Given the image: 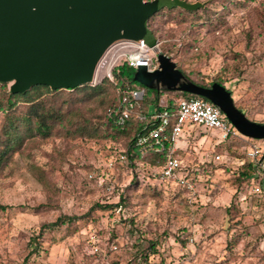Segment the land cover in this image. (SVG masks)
I'll use <instances>...</instances> for the list:
<instances>
[{
  "label": "rangeland",
  "instance_id": "rangeland-1",
  "mask_svg": "<svg viewBox=\"0 0 264 264\" xmlns=\"http://www.w3.org/2000/svg\"><path fill=\"white\" fill-rule=\"evenodd\" d=\"M184 1L208 17H157L159 51L197 84L221 78L234 103L264 123V0ZM184 128V165L167 181L153 179V165L120 161L126 146L109 139L26 142L0 172V264H264V188L254 192L261 175H240L247 147L264 150V140L240 134L218 144L211 129ZM110 203L119 206H96ZM64 214L80 219L39 230ZM150 240L156 251L144 259Z\"/></svg>",
  "mask_w": 264,
  "mask_h": 264
},
{
  "label": "water",
  "instance_id": "water-1",
  "mask_svg": "<svg viewBox=\"0 0 264 264\" xmlns=\"http://www.w3.org/2000/svg\"><path fill=\"white\" fill-rule=\"evenodd\" d=\"M193 9L184 0H0V84L10 93L32 86L52 90L90 84L105 50L118 40L157 39L148 26L160 9ZM157 66H138L131 79L148 88L188 92L217 105L239 134L264 140V123L249 119L218 83L203 86L189 80L161 51Z\"/></svg>",
  "mask_w": 264,
  "mask_h": 264
},
{
  "label": "trees",
  "instance_id": "trees-1",
  "mask_svg": "<svg viewBox=\"0 0 264 264\" xmlns=\"http://www.w3.org/2000/svg\"><path fill=\"white\" fill-rule=\"evenodd\" d=\"M200 11H204V14L208 17L207 12L209 9L206 7L196 6L193 9L179 6L164 7L149 18L148 26L153 34L157 36L158 29L156 22H154L157 17L174 12L182 20L188 17L195 19V16ZM131 71L132 67L123 63L114 70L112 80L105 78L94 85L83 84L74 88H59L55 90L46 85H35L25 93H10L6 84H0V113L2 115L0 121V172L8 164L13 154L20 150L26 142L49 138L109 139L126 146L124 153L128 155L132 165L139 161L159 169L164 162L166 150L165 148L160 151L141 149L137 145V136L148 130V127H146L147 121L140 120L139 116L142 114L150 116L155 110L163 111L165 109L175 113L181 100L190 98L207 99L188 92L156 90L145 87L131 79ZM213 82L224 85V81L221 78H215L207 86H210ZM127 88L143 90V97L139 101H134L131 98L134 102L132 108H129L128 103L123 101L124 91ZM227 90L232 95V91L229 88ZM162 100H165V104H161ZM109 107H112L111 111H108ZM237 108L242 112L244 111L249 119L254 120L244 109L239 106ZM123 110H128L129 114L125 118L124 123L120 125L118 121ZM171 124H173V118H171L170 126ZM225 142L222 141L218 144ZM183 165L182 162V166L178 170V176L179 172L182 171ZM242 166L244 170L240 175L246 179H252L258 166L252 160L246 163L243 162ZM194 167H196L194 168L196 170L198 164H195ZM31 169L38 180L44 178V175L38 173L42 171L41 169L35 168V166ZM189 173L190 170L185 175V178H187ZM152 177L153 179L158 178L156 174ZM257 177V184H260L261 178L260 176ZM154 189L157 191L162 190L158 186H154ZM96 206L105 210H113L119 204H96ZM6 207L0 204V209H5ZM78 219H80L79 216L64 214L52 222L40 225L39 230L55 229L61 226H65L68 229L76 224ZM38 237H40V233L30 238L29 245L32 253L37 251V245H39ZM156 244V242L151 240L148 242V246L143 250L144 259H146L148 252L156 251L154 250Z\"/></svg>",
  "mask_w": 264,
  "mask_h": 264
},
{
  "label": "built area",
  "instance_id": "built-area-1",
  "mask_svg": "<svg viewBox=\"0 0 264 264\" xmlns=\"http://www.w3.org/2000/svg\"><path fill=\"white\" fill-rule=\"evenodd\" d=\"M159 52V42L154 46L148 45L145 41L139 40H118L112 43L100 57L93 80L94 85L102 79H113L114 70L121 64H128L130 67L145 66L149 70L157 66L156 54ZM143 97V90L139 88H127L124 91L123 101L132 108L134 101ZM112 107L108 108L111 111ZM129 111L123 110L119 116V124H123L128 117ZM171 118L173 124L170 126ZM140 120L147 121L148 130L137 136L136 143L141 149H152L160 151L165 148V159L162 166L156 171L159 180H173L178 176V170L182 166V160L177 154V143L183 134L184 126H201L211 129L218 136L217 143L225 141L231 136L240 134L225 117L221 109L210 101L201 98H190L181 100L175 113L168 110H155L152 115L142 114ZM170 130L168 131V127ZM246 154L257 166L261 175V182L254 187V192H260L264 188V150L258 143H251L247 147ZM127 154L119 155L120 161H125ZM220 159L219 154L215 156ZM95 252H99L96 247Z\"/></svg>",
  "mask_w": 264,
  "mask_h": 264
}]
</instances>
